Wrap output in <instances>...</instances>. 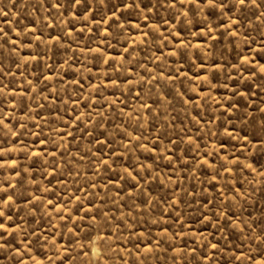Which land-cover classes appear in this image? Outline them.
<instances>
[{
	"label": "rangeland",
	"instance_id": "374dc122",
	"mask_svg": "<svg viewBox=\"0 0 264 264\" xmlns=\"http://www.w3.org/2000/svg\"><path fill=\"white\" fill-rule=\"evenodd\" d=\"M0 211V264H264V0H0Z\"/></svg>",
	"mask_w": 264,
	"mask_h": 264
},
{
	"label": "snow or ice",
	"instance_id": "6c2138e0",
	"mask_svg": "<svg viewBox=\"0 0 264 264\" xmlns=\"http://www.w3.org/2000/svg\"><path fill=\"white\" fill-rule=\"evenodd\" d=\"M207 2L215 5V0H211V2H209V0H207ZM239 2H240V4H244L245 0H239ZM253 3H255V0H253ZM128 6L131 7V5H128ZM220 6L222 7L223 5H220ZM56 7H59V4H57ZM9 199H11V197H9ZM0 215H3L2 211H0ZM0 227H5V225H0Z\"/></svg>",
	"mask_w": 264,
	"mask_h": 264
},
{
	"label": "clouds",
	"instance_id": "9594fccd",
	"mask_svg": "<svg viewBox=\"0 0 264 264\" xmlns=\"http://www.w3.org/2000/svg\"><path fill=\"white\" fill-rule=\"evenodd\" d=\"M209 2H211V0H209Z\"/></svg>",
	"mask_w": 264,
	"mask_h": 264
}]
</instances>
